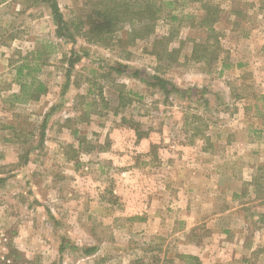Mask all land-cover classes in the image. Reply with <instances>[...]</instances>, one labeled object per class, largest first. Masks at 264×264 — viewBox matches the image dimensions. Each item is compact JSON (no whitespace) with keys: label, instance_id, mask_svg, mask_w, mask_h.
Segmentation results:
<instances>
[{"label":"rangeland","instance_id":"374dc122","mask_svg":"<svg viewBox=\"0 0 264 264\" xmlns=\"http://www.w3.org/2000/svg\"><path fill=\"white\" fill-rule=\"evenodd\" d=\"M57 1L70 25L91 8ZM204 1L219 43L191 26L200 1L176 0L148 38L125 24L72 42L47 3L0 0V264H264V0ZM175 30L170 64L153 50ZM28 62L48 91L15 102ZM134 69L207 91L166 94Z\"/></svg>","mask_w":264,"mask_h":264},{"label":"trees","instance_id":"16d2710c","mask_svg":"<svg viewBox=\"0 0 264 264\" xmlns=\"http://www.w3.org/2000/svg\"><path fill=\"white\" fill-rule=\"evenodd\" d=\"M40 1L47 3L50 7L56 22L57 35L68 38L72 42L76 41V35L78 34L90 42H106L112 34L121 30L125 24H130L128 35L131 41L148 38L154 32L156 22L163 16L166 9L173 6L176 2V0H91L89 2L91 8L86 14L85 19L77 23L72 22V25H70L62 13L57 0ZM194 1H200L202 3L204 13L199 16L198 20H196L197 16H188L193 19L191 26L206 29L209 37L214 36V39L218 42L214 24L219 20L220 7L217 4H212L210 1ZM170 17L173 20L179 19L177 15L171 14ZM71 26L74 27L75 32ZM177 33L178 30H175L169 35L155 40L153 53L158 59L161 60L167 57L170 64L177 61L181 48L168 47ZM209 56H211L210 44L208 42L195 41L191 56L192 59L196 61L209 60ZM219 56L218 52H214L212 60H217ZM78 60H72L71 65H74L75 61ZM111 67L120 73L126 72L129 68L126 64L121 63L112 64ZM25 69L29 70L26 74H24ZM33 72L34 68L30 66L29 62L18 67L17 76L20 78L24 75L25 79L20 82L19 92H14L10 95L13 101L27 102L30 100H39L43 94L47 93L48 86L36 78ZM131 75L139 77L152 86H158L166 94L179 92L183 95H194L203 98V93L207 91L206 88H199L197 86L181 88L159 74H150L140 69L132 70ZM259 101H262L261 105H259ZM254 106L257 109V115L264 120V96H258ZM3 180L4 178H0V183ZM63 239L65 240L66 238L63 237ZM60 249H64V244L61 245ZM83 250L85 253L90 254L96 251V247H86Z\"/></svg>","mask_w":264,"mask_h":264},{"label":"built area","instance_id":"2783aa9c","mask_svg":"<svg viewBox=\"0 0 264 264\" xmlns=\"http://www.w3.org/2000/svg\"><path fill=\"white\" fill-rule=\"evenodd\" d=\"M1 251H2V254H4L1 256V260H5L6 263H10V259L6 257L7 256L6 247H5L2 239H0V252Z\"/></svg>","mask_w":264,"mask_h":264},{"label":"crops","instance_id":"0c3cea01","mask_svg":"<svg viewBox=\"0 0 264 264\" xmlns=\"http://www.w3.org/2000/svg\"><path fill=\"white\" fill-rule=\"evenodd\" d=\"M9 1V0H8Z\"/></svg>","mask_w":264,"mask_h":264}]
</instances>
